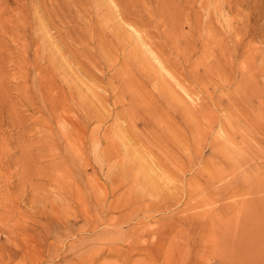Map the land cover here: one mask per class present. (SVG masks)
I'll list each match as a JSON object with an SVG mask.
<instances>
[{"label": "rangeland", "instance_id": "obj_1", "mask_svg": "<svg viewBox=\"0 0 264 264\" xmlns=\"http://www.w3.org/2000/svg\"><path fill=\"white\" fill-rule=\"evenodd\" d=\"M161 10L165 12L159 14ZM174 17L178 24L183 21L179 25L182 36L175 33L179 29L175 21L178 29L172 30ZM165 20L172 23L163 24ZM210 26H214V37ZM172 33L177 37L172 39ZM167 34L172 36L170 40L177 38L174 45ZM137 37L141 42L137 43ZM188 39L197 45L192 54L183 51ZM143 52H149L147 59L159 55L178 75L166 76L165 71L158 85L150 81L146 88L152 82L167 90V83L173 89L179 86L176 99L189 100L182 102L196 106L195 113L202 107L199 116L189 121L167 108L182 130L148 95L137 93L135 77L140 70L135 64L141 63ZM216 58L224 61L220 73L216 67L214 75L196 80L194 73H204L208 62L214 59L208 64L212 66ZM148 63L144 71L152 69L151 61ZM117 70L121 76L114 75ZM179 77L185 78L190 92L177 81ZM253 88L256 94H252ZM262 92L264 0H0V264H264ZM249 103L255 106L251 112L261 119L260 124L249 120L252 127L244 115L245 106L250 111ZM145 104L149 109L143 108ZM87 115L90 118L84 117ZM173 131L181 134V145L191 152L180 157L187 166L183 168L181 163L183 170L160 145L165 146L161 135L171 136ZM214 135L231 147L228 144L230 148L224 151L211 146ZM194 143L200 144L199 153L193 149ZM235 143H243L242 148ZM138 147L140 151H136ZM161 160L173 170L177 168V175L167 171V176H154L147 167ZM230 160L235 164L230 165ZM237 161L244 165L236 168ZM191 162L192 171H185ZM198 165L206 170L197 173Z\"/></svg>", "mask_w": 264, "mask_h": 264}, {"label": "bare ground", "instance_id": "obj_2", "mask_svg": "<svg viewBox=\"0 0 264 264\" xmlns=\"http://www.w3.org/2000/svg\"><path fill=\"white\" fill-rule=\"evenodd\" d=\"M124 1H127V0H124ZM163 1H166V0H163ZM129 2V1H128ZM124 3V2H123ZM133 3V2H132ZM167 3V2H166ZM129 4H130V2H129ZM168 4V3H167ZM166 4V5H167ZM213 4H215V2L213 3ZM127 6V5H126ZM132 6V5H131ZM161 6V5H160ZM124 7V6H123ZM166 7V6H165ZM165 7H164V9H165ZM54 8V7H53ZM132 8V7H131ZM161 8H163V6L161 7ZM160 8V9H161ZM219 8V7H218ZM56 9V8H55ZM220 9H221V7H220ZM223 9V8H222ZM221 9V10H222ZM50 10V9H49ZM123 10H125V8L123 9ZM167 10H168V7H167ZM216 10H218L217 8H216ZM51 11H53V10H51ZM137 11V10H136ZM164 11V10H163ZM162 10H161V12H159L158 11V13L160 14V13H162L163 12ZM165 12V11H164ZM169 12H171L170 10H169ZM138 13V12H137ZM137 13H135V14H137ZM163 14H165L164 16H166V13H163ZM138 15V14H137ZM168 15H169V13H168ZM175 15V14H174ZM44 16V15H43ZM43 16H39L38 15V17H43ZM116 16V15H115ZM160 16V15H159ZM164 16H163V18H164ZM135 17H137V16H135ZM167 17V16H166ZM169 17H170V15H169ZM117 18V17H116ZM115 18V19H116ZM119 18V17H118ZM161 18V17H160ZM163 18H161L162 20H163ZM177 18V17H176ZM138 19H140V18H138ZM137 19V20H138ZM167 19H169V18H167ZM182 19V18H181ZM41 21H42V18L40 19ZM157 20V19H156ZM161 20V21H162ZM215 20V19H214ZM170 20H168V21H164L163 22V24L165 23V22H169ZM171 21H173V27H172V30H176V29H178V28H175V26H174V24L176 23V25L179 23L177 20H175V17L174 18H172V20ZM170 21V22H171ZM174 21H175V23H174ZM180 21V20H179ZM116 22H117V20H116ZM208 22V21H207ZM215 22V21H214ZM123 23V22H122ZM122 23H120V21H119V24L121 25V27H122ZM142 23V22H141ZM172 23V22H171ZM182 23H183V21L182 22H180V24H178V27H179V25H182ZM200 23H202V22H200ZM199 23V24H200ZM209 23H212V22H209ZM208 23V24H209ZM159 24V23H158ZM157 24V25H158ZM162 24V25H163ZM199 24H198V26H199ZM203 24H205L206 25V23H203ZM113 25H114V23H113ZM170 25V24H169ZM197 25V24H196ZM205 25H204V27H205ZM161 26V25H160ZM217 26V25H216ZM215 26V27H216ZM117 27H119V29H120V26H117ZM164 27H167L168 28V24H167V26H164ZM169 27H171V26H169ZM181 27V26H180ZM179 27V29L178 30H176L177 32H175L176 33V35L177 34H179L180 33V30H181V28ZM197 26H195V28H196ZM200 27V26H199ZM199 27H198V30H199ZM211 27V26H210ZM210 27H208V29H209V31H210ZM161 28V27H160ZM160 28H158V29H160ZM202 28V27H201ZM212 29L211 30H213V28H214V26L213 27H211ZM114 30H116L115 29V27L113 28ZM122 29V28H121ZM163 29V28H162ZM124 30V29H123ZM127 30V29H126ZM132 30V29H131ZM138 30V29H137ZM169 30V29H168ZM170 30H171V28H170ZM169 30V31H170ZM174 30V31H175ZM182 30H183V28H182ZM196 30H197V28H196ZM215 30V29H214ZM214 30L211 32L212 33V35H213V33H214ZM218 30V29H217ZM112 31V30H111ZM119 31V30H118ZM160 31V30H159ZM164 31L165 32H167L165 29H164ZM163 30H162V32L160 31V33H163L164 32ZM100 32H101V30H100ZM106 32V31H105ZM115 32H117V31H115ZM120 32V31H119ZM132 32V31H131ZM183 32V31H182ZM181 32V33H182ZM199 32H201L200 30H199ZM203 32V31H202ZM202 32H201V34H202ZM104 33V32H103ZM102 33V34H103ZM112 33H113V31H112ZM137 33V32H136ZM139 33V32H138ZM168 33V32H167ZM174 33V32H173ZM173 33H172V36H173ZM100 34V33H99ZM144 34V33H143ZM183 34V33H182ZM182 34H179L180 36H182ZM101 35V34H100ZM99 35V36H100ZM116 35V34H115ZM118 35V34H117ZM117 35H116V37H117ZM126 35V34H125ZM125 35H123V36H125ZM130 35V34H129ZM134 35V34H133ZM162 35V37H163V34H161ZM175 35V34H174ZM179 35H177V36H179ZM102 36V35H101ZM113 36H114V34H113ZM127 36V35H126ZM125 36V37H126ZM137 36V35H136ZM165 36H166V34H165ZM167 36H169V40H170V38H172V36H170L169 34H167ZM177 36H173V38L172 39H174L175 37H177ZM186 36V35H185ZM215 35H213V37H214ZM104 37V36H103ZM122 37V36H121ZM129 38H131V36H128ZM205 37H208V36H205ZM123 38V37H122ZM121 38V39H122ZM129 38H127L126 40H128ZM146 38H148V37H146ZM164 38V37H163ZM179 38V37H178ZM210 38V37H209ZM103 38L101 37V40H102ZM110 39V38H109ZM114 39V38H113ZM120 39V38H119ZM150 39V38H149ZM187 39V38H186ZM192 39V38H191ZM194 39V38H193ZM192 39V40H193ZM204 39V38H203ZM206 39V38H205ZM214 40H218V39H216V38H213ZM212 39V40H213ZM105 41H103V43H105L106 42V39H104ZM126 40L124 41L125 43H126ZM141 40V38L140 37H137V43H138V41H140ZM152 40V39H151ZM162 40V39H161ZM176 40H177V38H176ZM176 40H170L169 42H170V44H173L174 45V43L176 42ZM178 40H180V39H178ZM189 40V39H188ZM209 40V39H208ZM211 40V39H210ZM99 41H100V39H99ZM120 41V40H119ZM129 41H131V40H129ZM164 41H166L165 39H164ZM171 41H173V42H171ZM175 41V42H174ZM194 41H195V39H194ZM219 41V40H218ZM117 42H118V40H117ZM121 42V41H120ZM123 42V41H122ZM141 42V41H140ZM139 42V43H140ZM178 42V41H177ZM205 41L203 40V43H204ZM213 42V41H212ZM215 42H217V41H215ZM52 43V42H51ZM55 43H56V41H55ZM54 43V44H55ZM99 43V42H98ZM147 43V42H146ZM166 43V42H165ZM168 43V42H167ZM209 43H211V41H209ZM225 43H226V40H225ZM53 44V45H54ZM169 44V43H168ZM177 44V43H176ZM205 44H208V43H205ZM51 45V44H50ZM152 45H154V44H152ZM172 45V46H173ZM186 45V44H185ZM200 45V44H199ZM119 46V45H118ZM137 46V45H136ZM139 47L141 46V45H138ZM143 46V45H142ZM177 46H178V44H177ZM177 46H175V48L174 49H178L177 48ZM203 46V45H202ZM206 46V45H205ZM205 46H204V48H205ZM208 46V45H207ZM206 46V47H207ZM210 46V45H209ZM212 46V45H211ZM221 46V45H220ZM225 46V45H224ZM171 47V46H170ZM174 47V46H173ZM136 48V47H135ZM142 48V47H141ZM149 48V47H148ZM199 48V47H198ZM234 48V47H233ZM253 48H256V47H253ZM134 49V48H133ZM144 49V48H143ZM142 49V50H143ZM157 49V48H156ZM184 49V50H183ZM182 50L185 52V54H187V53H189V54H192L193 52H196V50H197V45L194 43V42H192V41H188L187 42V45H186V49L185 48H183ZM202 49V48H201ZM231 49V48H230ZM180 50V49H179ZM218 50V49H217ZM132 51V50H131ZM138 51V50H137ZM140 51V50H139ZM181 51V50H180ZM183 51H182V53H183ZM208 51V50H207ZM227 51L229 52V50L227 49ZM227 51H225V53H227ZM176 52V51H175ZM210 51H208V54L210 55V53H209ZM212 52V51H211ZM219 52H222V51H219ZM231 52V51H230ZM249 52V51H248ZM114 53V52H113ZM139 52H137V54H138ZM142 53V52H141ZM149 53V52H148ZM147 52H143V54H145V56H144V58L143 57H141V59H140V62L141 63H139V64H135L136 66L138 65L139 66V68H136V69H139L140 71L139 72H137V75H136V77H135V81H136V83L138 84V90H140V92L139 91H137V93H142V94H144V95H148L149 97V99H150V101L152 102V103H154V105L156 106V107H158L159 109H164V111L165 112H163V113H168L167 111H168V109L169 108H173L176 112H177V114H179L184 120H187V121H189V120H191V118L190 117H195V118H197L198 116H199V113L200 112H198V111H200L201 109H202V107H199L197 104H195V105H197L199 108H198V111H197V113H195V110H197L196 108V106H194V105H191V104H186L185 102L183 103L182 101H186V102H188L189 100H183L182 99V101L181 100H178V99H176L175 98V94L177 93L178 95L180 94V92H179V90H177L178 92H175L176 91V89H178L179 88V86H178V88L176 87H174V89H173V85H172V83L174 84L175 82L173 81V82H169L168 80H170V78L172 77H170L168 80H163V81H168L169 83H170V85H172V86H169L168 85V83H167V86L168 87H170V89L169 90H167L166 88H164V86H162V87H160V86H154L155 85V83L156 82H158L156 85H158L160 82V79L161 78H163L164 79V74H166L165 73V71L168 73L166 76H168L169 75V73H172V75L174 76V77H176L177 78V74H175V72L173 71V70H171L170 69V64L167 62V64L164 62L165 60H162L160 57H159V55H157V56H154L153 54H151L150 56H149V59H147L146 58V55H149ZM178 53V52H177ZM180 53V52H179ZM182 53H181V55H182ZM155 54V53H154ZM219 54V53H218ZM230 54V53H229ZM228 54V55H229ZM116 55V54H115ZM175 55V54H174ZM183 55H184V53H183ZM208 55V56H209ZM214 55V54H213ZM216 55V54H215ZM222 55V54H221ZM226 55V54H225ZM224 55V56H225ZM137 56V55H136ZM219 56V55H218ZM230 56V55H229ZM229 56H227V57H229ZM111 57H113V56H111ZM139 57V56H138ZM138 57H136L135 59H137ZM148 57V56H147ZM184 57V56H183ZM187 58H188V56H186ZM221 57V56H220ZM226 57V56H225ZM226 57V59H228ZM251 57H252V55H251ZM256 57V56H255ZM173 58H174V56H173ZM224 58V57H223ZM247 58V57H246ZM260 58V57H259ZM113 59H114V57H113ZM124 59V58H123ZM132 59V58H131ZM130 59V60H131ZM139 59V58H138ZM164 59H166V57L164 58ZM177 59V58H176ZM185 59V58H184ZM189 59V58H188ZM187 59V60H188ZM226 59H224L225 61H226ZM125 60V59H124ZM128 60V59H127ZM186 60V59H185ZM191 60V59H190ZM213 61H214V59H212ZM212 60H211V62H208V64H210V63H212ZM254 60V59H253ZM119 61V60H118ZM129 61V60H128ZM133 61V60H132ZM131 61V62H132ZM137 61V60H136ZM139 61V60H138ZM148 61H151V66H152V69L150 68L149 70H146V71H144L143 69H144V67H146L145 65H149V63H148ZM175 61H177V60H175ZM181 61V60H180ZM182 61H183V59H182ZM112 62V61H111ZM114 62H115V60H114ZM113 62V63H114ZM134 62V61H133ZM172 62H174V59L172 60ZM189 62V61H188ZM224 62V61H223ZM223 62H220V60H218V58H216V62L212 65V66H210V65H206V69H205V72L204 73H200V71L199 70H197L196 71V73H194L193 71H192V73H194L195 74V79L196 80H198V78H200V79H202V77H204L205 78V76H209V75H211V74H213L215 71H217V70H215L214 68H218V72H219V70H220V67L222 66H224L223 64ZM229 62V61H228ZM125 63V62H124ZM135 63V62H134ZM138 63V62H137ZM184 63H186V62H183L182 64L184 65ZM231 63V62H230ZM115 64V63H114ZM169 64V65H168ZM188 64V63H187ZM119 65V64H118ZM126 65V64H125ZM135 65L134 66H132V67H135ZM175 65V64H174ZM179 65V64H178ZM263 65V64H262ZM120 66H122V65H120ZM190 66V65H189ZM195 66V65H194ZM235 66V65H234ZM233 66V67H234ZM126 67V66H125ZM149 67V66H148ZM177 67V66H176ZM179 67V66H178ZM232 67V68H233ZM247 67H249V66H247ZM129 68V65H127V69ZM147 68V67H146ZM231 68V69H232ZM259 68V67H258ZM257 68V69H258ZM119 69V68H118ZM125 69V68H124ZM126 69V70H127ZM134 69V68H133ZM197 69V68H196ZM215 71H214V70ZM222 69V68H221ZM234 69V68H233ZM123 70V69H122ZM130 70H132V69H130ZM130 70L128 69V71L130 72ZM188 70H190V69H188ZM194 70H195V68H194ZM234 70H236V69H234ZM246 70V69H245ZM138 71V70H137ZM182 71V70H181ZM221 71V70H220ZM260 71V70H259ZM119 72L118 70L117 71H115V74L114 75H118L117 73ZM123 72H124V70H123ZM135 72V71H134ZM133 72V73H134ZM231 72L232 71H230V72H228L230 75H232L231 74ZM234 72V71H233ZM247 72H248V70H246V76H248L247 75ZM251 72V71H250ZM256 72H258V71H256ZM94 73V72H93ZM120 73H121V71H120ZM126 73V72H125ZM131 73V72H130ZM189 73H191V72H189ZM220 73V72H219ZM218 73V74H219ZM258 73H260V72H258ZM127 75L129 74V73H126ZM132 74V73H131ZM182 74L184 75V77H185V74L182 72ZM188 74V73H187ZM222 74V73H221ZM221 74L219 75V77L221 78V79H223L222 77H221ZM113 75V76H114ZM214 75V74H213ZM225 75V74H224ZM223 75V76H224ZM233 75H234V73H233ZM112 76V75H111ZM112 76V77H113ZM118 76H121L120 74L118 75ZM117 76V77H118ZM122 76H124V75H122ZM131 76H134V75H131ZM190 76V75H189ZM228 76V78L230 79V78H232V77H230L229 75H227ZM243 77L245 76V74H243L242 75ZM251 76V75H250ZM130 77V76H129ZM173 77V78H174ZM192 77H193V75H192ZM123 78H125V77H123ZM128 78V77H127ZM127 78H125L126 80H129V79H127ZM203 78V79H204ZM228 78L226 79L225 77H224V79H226V80H228ZM110 79H112V78H110ZM200 79H199V81H200ZM241 79V78H240ZM240 79H239V81H240ZM243 79V78H242ZM246 79H248V77H246ZM52 79H50L49 81H51ZM102 80V79H101ZM124 80V79H123ZM174 80V79H173ZM190 80H191V77H190ZM225 80V81H226ZM244 80H245V78H244ZM260 80V79H259ZM46 81H48V79L46 80ZM150 81H155L152 85L154 86V87H152L151 86V84L149 85V86H151L150 87V89L151 88H155L156 87V89L157 90H153V89H151V91H150V89H148V87L146 88L145 87V84L147 83L148 84V82H150ZM170 81H172V79L170 80ZM177 81H179V83H180V85L182 86V87H184V89L186 90H188V92H190L189 91V85H187V83H186V80H185V78H181V77H179V79L177 80ZM224 81V80H223ZM230 81V80H229ZM228 81V82H229ZM237 82L238 84L241 82ZM243 81V80H242ZM250 81V80H249ZM256 81H258V80H256ZM53 82V81H52ZM128 82H130V80L128 81ZM191 82H193V80L191 81ZM246 82V81H245ZM245 82H243V83H245ZM45 83V88L47 87V82H44ZM124 83H126V82H124ZM242 83V84H243ZM49 84V83H48ZM55 84V83H54ZM131 84V83H130ZM132 84H134V82L132 81ZM176 84H178V83H176ZM175 84V85H176ZM246 84V83H245ZM244 84V85H245ZM250 84V83H249ZM51 85V84H50ZM174 85V86H175ZM240 85H241V83H240ZM240 85H239V87H240ZM254 85V84H253ZM53 86V85H52ZM125 86V85H124ZM133 86V85H132ZM131 86V87H132ZM193 86H194V84H193ZM249 86V85H248ZM247 86V87H248ZM56 87V86H55ZM97 87V86H96ZM105 87H107V86H105ZM123 87V86H122ZM129 87V86H128ZM128 87H127V83H126V87L125 88H127L128 89ZM167 87V88H168ZM190 88H192V86L190 87ZM251 88V87H250ZM257 88H259V87H257ZM111 89H113V88H111ZM122 89H124V88H122ZM126 89V90H127ZM133 89V88H132ZM131 89V90H132ZM134 89H135V92H133V93H136V90H137V87L135 88V84H134ZM173 91H172V90ZM196 89V88H195ZM195 89H193V90H195ZM237 89V88H236ZM242 89H243V87H242ZM241 89V90H242ZM244 89H246V88H244ZM243 89V90H244ZM247 89H249V87L247 88ZM255 88H253V93L252 94H256L257 93V89H255ZM262 89V88H261ZM186 90V91H187ZM237 90H239V89H237ZM241 90H239V91H241ZM121 91V90H120ZM130 91V90H129ZM134 91V90H133ZM181 91V90H180ZM97 93H98V91H96ZM115 92V91H114ZM122 92V91H121ZM234 92V91H233ZM242 92H244V91H242ZM250 92V91H249ZM103 93V92H102ZM105 93V92H104ZM108 93V92H107ZM123 93H125V92H123ZM127 93V92H126ZM185 93V92H184ZM244 93H246V92H244ZM114 94V93H113ZM121 94V93H120ZM128 94V93H127ZM191 94H193V93H191ZM232 94V93H231ZM234 95L236 94V93H233ZM262 94H263V92H262ZM95 95V94H94ZM98 96H100V94L98 93L97 94ZM104 95V94H103ZM131 95V94H130ZM133 95V94H132ZM138 95H140V94H138ZM137 94H136V96H138ZM187 95V94H186ZM251 95V94H250ZM264 95V94H263ZM96 96V95H95ZM97 96V97H98ZM135 96V97H136ZM193 96V95H192ZM238 96V95H237ZM119 97V96H118ZM121 98H122V96H120ZM186 97V96H185ZM242 97V96H241ZM257 97V96H256ZM132 98V97H131ZM138 98H142V96L141 97H139L138 96ZM138 98L136 99V100H138ZM181 98H182V96H181ZM194 98V97H193ZM243 98V97H242ZM97 99H99V97L97 98ZM134 97H133V100H131L132 101V103H134L133 101H134ZM195 99V98H194ZM237 99L238 100H240V101H242L241 100V98L239 99V97H237ZM253 99V98H252ZM262 99V98H261ZM119 100H120V98H119ZM141 101V100H140ZM139 101V102H140ZM144 101V100H143ZM193 101V100H192ZM198 101V100H197ZM203 101H206V100H203ZM245 101H246V99H245ZM253 101V100H252ZM99 102H101L100 100H99ZM136 102V101H135ZM138 101L136 102L137 104L139 103ZM145 102H147V101H144V103ZM156 102V103H155ZM198 102H200V101H198ZM197 102V103H198ZM233 102H234V100H233ZM248 102V101H247ZM106 103V102H105ZM104 103V104H105ZM140 103H142V102H140ZM144 103H142V104H144ZM147 103H149V102H147ZM239 103V102H238ZM237 103V104H238ZM261 103H263V102H261ZM99 104V103H98ZM102 104V103H101ZM104 104H102V106L104 105ZM108 104V103H107ZM106 104V105H107ZM200 104V103H199ZM203 104V103H202ZM201 104V105H202ZM207 104V103H206ZM240 104V103H239ZM245 104V103H244ZM248 104V103H247ZM250 104V103H249ZM100 105V104H99ZM132 105V104H131ZM134 105H136L135 103H134ZM200 105V106H201ZM242 105V104H241ZM101 106V105H100ZM133 106V105H132ZM143 106V105H142ZM150 106V105H149ZM151 106H152V104H151ZM236 106H238V105H236ZM236 106H235V108H236ZM245 106V105H244ZM254 106V105H253ZM252 106V104H250V111H249V105H247V106H245V108H246V112H244V115H246V121L248 122V124L250 123L249 122V120L251 121V123H252V121H254L255 123H258L259 122V124L261 123L260 121H261V119L259 118V116H258V113H252L251 111H253V107ZM262 105H260V107H259V109L260 108H263V107H261ZM144 107H148V105L147 104H145V106H143V108ZM204 107V106H203ZM239 107V106H238ZM241 107V106H240ZM255 107V106H254ZM256 107H257V105H256ZM129 108H130V105H129ZM168 108V109H167ZM230 108H232V105H231V107ZM242 108H243V106H242ZM242 108H241V110H242ZM245 108H243V109H245ZM147 109V108H146ZM148 109H149V107H148ZM204 109V108H203ZM233 109V108H232ZM240 109V108H239ZM255 109V108H254ZM154 110H155V108H154ZM171 111H172V109H170ZM174 110H173V112H174ZM237 110V109H236ZM150 111V110H149ZM202 111V110H201ZM238 111V110H237ZM102 112V111H101ZM153 112V111H152ZM209 112V111H208ZM147 113H150V112H148L147 111ZM171 112H169L166 116H168V117H170L169 116V114H170ZM204 113H206V115H208V113L207 112H204ZM87 114V112L85 113V115ZM88 114L90 115V113L88 112ZM92 114V113H91ZM98 114V113H97ZM117 114V113H116ZM154 114V113H153ZM152 114V115H153ZM203 114V113H202ZM239 114H240V112H239ZM89 115H87V116H84V117H89ZM94 115H96V114H94ZM100 115V114H99ZM146 115V114H145ZM157 115V114H156ZM156 115H154V116H156ZM174 115V114H173ZM176 115V114H175ZM174 115V116H175ZM241 115V114H240ZM101 116V115H100ZM139 116V115H138ZM141 116V115H140ZM140 116L138 117V118H140ZM154 116H152L153 117V119H154ZM211 116V115H210ZM242 116V115H241ZM99 117V116H98ZM116 117H119L118 115L116 116ZM151 117V116H150ZM151 117V118H152ZM162 117V116H161ZM161 117H156V119L157 118H160L161 119ZM173 117V116H172ZM172 117H170V118H172ZM90 118V117H89ZM96 118H97V116H96ZM100 118V117H99ZM98 118V119H99ZM143 118H146V117H143ZM175 120L177 119V117L175 118V117H173ZM170 119V121H172V120H174V119ZM195 118H193V119H195ZM243 118H245V117H243ZM84 119V118H83ZM83 119H81L80 118V120H83ZM85 119H87V118H85ZM118 119H120V118H118ZM134 119V118H133ZM137 119V118H136ZM135 119V121H137ZM169 119V118H168ZM242 119V118H241ZM88 120V119H87ZM157 120H159V119H157ZM174 120V121H175ZM196 120V119H195ZM155 121V120H154ZM181 121V120H180ZM200 121V120H199ZM243 121H245V120H243ZM72 122V121H71ZM70 122V123H71ZM77 122V121H76ZM123 122H124V120H123ZM130 122H131V119H130ZM134 122V121H133ZM168 122V121H167ZM173 122V121H172ZM178 122H179V120H178ZM183 122V121H182ZM194 122V121H193ZM254 122H253V124H254ZM73 123H74V121H73ZM72 123V124H73ZM79 123V122H78ZM83 123V122H82ZM127 123V122H126ZM129 123V122H128ZM165 123H166V121H165ZM175 123H176V121H175ZM251 123H250V125H251ZM76 124V123H75ZM80 124V123H79ZM87 124V123H86ZM120 124H121V122H120ZM124 124V123H123ZM122 124V125H123ZM168 124H172V123H168ZM176 124H178L179 125V128L181 129V127H180V123H176ZM229 124V123H228ZM232 124V123H231ZM258 124V125H259ZM126 125H128V124H126ZM70 126H71V124H70ZM74 126V125H73ZM76 126V125H75ZM72 127V126H71ZM71 127H70V129H71ZM77 127V126H76ZM81 127V126H80ZM125 127V126H124ZM124 127H122V128H124ZM135 127V126H134ZM169 127V126H168ZM172 127V126H171ZM176 127H178V126H176ZM197 127V126H196ZM198 127H199V124H198ZM197 127V128H198ZM232 127H234V126H232ZM251 127H252V125H251ZM256 127V126H255ZM73 128V127H72ZM86 128V127H85ZM127 128V127H126ZM199 128H201V127H199ZM229 128V127H228ZM253 128H254V126H253ZM259 128H260V126H259ZM107 129H108V127H107ZM109 129H110V127H109ZM129 129V128H128ZM183 129V128H182ZM181 129V130H182ZM225 129V128H224ZM258 129V128H257ZM257 129H255V130H257ZM262 129V128H261ZM65 130V129H64ZM66 130H67V128H66ZM72 130V129H71ZM71 130H69V131H71ZM127 130V129H126ZM165 130H167L168 131V129H166L165 128ZM172 130V129H171ZM191 130V132H194L193 130H192V128L190 129ZM189 130V131H190ZM200 130H202V129H199V131ZM254 130V129H253ZM73 131V130H72ZM79 131V130H78ZM100 131V130H99ZM99 131H96L97 133L99 132ZM133 131H135L134 129H133ZM176 131V130H175ZM224 131V130H223ZM233 131L235 132V130L233 129L232 130V134L233 135H235L236 134V132H235V134L233 133ZM260 132V129H258L257 130V132ZM264 131V130H263ZM136 132V131H135ZM138 132V131H137ZM137 132H136V134H137ZM168 132H170V129H169V131ZM203 132V131H202ZM227 132V131H226ZM231 132V131H230ZM237 132H241L240 130L239 131H237ZM243 132V131H242ZM241 132V134L242 135H246V134H244V133H242ZM82 133V132H81ZM109 133V132H108ZM147 133V132H146ZM149 133V132H148ZM174 133V131L172 132V134ZM197 133V132H196ZM207 132H205V134H206ZM220 133V132H219ZM223 133V132H222ZM69 134V133H68ZM101 134V133H100ZM99 133L97 134V135H100ZM167 136H163V135H161V139H165V140H163L164 141V143H165V146L164 145H162L161 143H160V145H161V148H164L163 150L165 151V154H166V156H169V157H171V160H173V163L175 164V166H177L178 167V169H181V160H180V157L182 156V154L184 153V152H186V149H184L183 148V146L181 145V142H180V139H179V137H182L181 136V134H179L178 132H175L174 133V135L172 136V134H171V136L170 135H168L167 133H165ZM204 134V135H205ZM257 134V133H256ZM260 134V133H259ZM82 135V134H81ZM80 135V136H81ZM103 135H105V134H103ZM102 135V136H103ZM142 135H144L143 133H141V137L143 138V136ZM157 136H159L160 137V135L159 134H156ZM193 135V134H192ZM216 136H217V134H215ZM214 135V136H215ZM219 135V134H218ZM222 135V134H221ZM227 135V134H226ZM228 135H229V133H228ZM240 135V134H239ZM252 135V134H251ZM255 135V134H254ZM264 135V134H263ZM110 136H111V134H110ZM109 135H108V137H110ZM152 136V135H151ZM156 136V137H157ZM195 136H196V134H195ZM202 136V135H201ZM206 136V135H205ZM216 136H215V138H216ZM224 136V135H223ZM69 137H70V134H69ZM79 137V136H78ZM98 137V136H97ZM107 137V138H108ZM139 137H140V135L138 136V140H139ZM144 137L145 138H147L148 139V137H146V135H144ZM188 137V136H187ZM189 137H190V135H189ZM200 137V136H199ZM204 137V136H203ZM217 137H220V135L219 136H217ZM228 137V136H227ZM226 137V138H227ZM230 137H231V135H230ZM233 137H235V136H233ZM243 137V136H242ZM244 137H246V136H244ZM248 137V136H247ZM246 137V138H247ZM257 137H258V134H257ZM71 138V137H70ZM99 138H100V136H99ZM104 138V137H103ZM102 138V139H103ZM205 138V137H204ZM225 137H224V139H226ZM229 138V137H228ZM241 138V137H240ZM80 139V138H79ZM136 139V140H137ZM144 139V138H143ZM154 140L156 139V138H153ZM152 139V140H153ZM159 139V138H158ZM158 139H156V140H158ZM233 138L231 137V139H229V140H232ZM249 139V137L247 138V139H243V140H246V142H247V140ZM253 139H254V136H253ZM260 139V138H259ZM107 140V139H106ZM137 140V141H138ZM202 140V139H201ZM211 140V139H210ZM209 139H208V141H210ZM222 141V139H213V141H211V146H213V147H220V148H222L224 151H226V149H228V148H230L231 147V144H229V143H226V142H224L225 140H223V143H221V141ZM234 140V139H233ZM233 140L232 141H230V142H233ZM237 140V139H236ZM240 140H242V139H239V141ZM255 140H258V139H255ZM136 141V142H137ZM146 141V140H145ZM144 141V142H145ZM162 141V142H163ZM250 140H248V142H249ZM264 140H262V142H263ZM112 142V141H111ZM142 142V141H141ZM148 142V144L150 143L149 141H147ZM159 142V141H158ZM199 142H201V141H199ZM203 142V141H202ZM206 142V141H205ZM238 142V141H237ZM258 142H260V141H258ZM105 143V142H104ZM143 143V142H142ZM249 143H251V142H249ZM113 144V143H112ZM111 144V145H112ZM151 144V143H150ZM149 144V145H150ZM155 144V143H154ZM187 144H191V143H187ZM207 144V143H206ZM230 145V147H229V145ZM235 144H237V143H235ZM240 144V143H239ZM239 144H237L238 146H239ZM243 144V143H242ZM241 144V145H242ZM252 144V143H251ZM254 144V143H253ZM264 144V143H263ZM144 145V144H143ZM186 145V144H185ZM184 145V147H186ZM218 145H220V146H218ZM240 145V146H241ZM255 145V144H254ZM146 146V145H145ZM151 146V145H150ZM190 146V145H189ZM211 146H209V147H211ZM238 146H235L236 148L238 147ZM239 146V148L241 149L242 147H240ZM248 146V145H247ZM253 146V145H252ZM135 147V146H134ZM147 147V146H146ZM202 147V146H201ZM234 147V146H233ZM255 147V146H254ZM262 147H264V146H262ZM190 148H191V146H190ZM207 148V147H206ZM118 149V148H117ZM193 149H195L196 150V152H198L199 153V149H202V148H200V144L199 143H194L193 144ZM221 149V150H222ZM118 150H120V149H118ZM188 150H189V148H188ZM136 151H140L139 150V147H138V150H136ZM162 151V150H161ZM214 151V150H213ZM217 150L215 149V152H216ZM219 151V150H218ZM239 151V150H238ZM241 151V150H240ZM115 152H117V151H115ZM120 152V151H119ZM189 151H187L186 153H188ZM121 153V152H120ZM190 154H191V152H189ZM193 153V152H192ZM220 153V152H219ZM218 153V154H219ZM227 153V152H226ZM229 153V152H228ZM259 153V152H258ZM117 154V153H116ZM154 154V153H153ZM163 154H164V152H163ZM201 154V153H200ZM217 154V155H218ZM237 154V153H236ZM238 154H240V153H238ZM256 154H257V152H256ZM262 154V153H261ZM120 155V154H119ZM155 155V154H154ZM194 155V154H193ZM192 155V156H193ZM212 155V154H211ZM211 155H207V156H211ZM259 155H260V153H259ZM104 156V155H103ZM116 156V155H115ZM115 156H113V158L115 157ZM158 156V155H157ZM185 156H188V155H186L185 154ZM203 156V155H202ZM205 156V155H204ZM204 156H203V158H204ZM206 156V157H207ZM218 156H220V155H218ZM223 156V155H222ZM221 156V157H222ZM237 156V155H236ZM235 156V157H236ZM118 157V156H117ZM120 157V156H119ZM161 157V156H160ZM159 157V158H160ZM164 157V156H163ZM190 157V156H189ZM201 157V156H200ZM212 157V156H211ZM210 157V158H211ZM213 157H214V155H213ZM216 157V156H215ZM232 157V156H231ZM262 157V156H261ZM110 158V157H109ZM167 158V157H166ZM182 158V157H181ZM193 158V157H192ZM223 158V157H222ZM115 159V158H114ZM154 160H155V158H153ZM161 159V158H160ZM217 159V158H216ZM235 159V158H234ZM260 159V158H259ZM107 160V159H106ZM109 160H111V159H109ZM188 160V159H187ZM196 160V159H195ZM209 160H211V159H209ZM208 160V161H209ZM214 160H215V158H214ZM233 160V159H232ZM241 160V159H240ZM159 161V160H158ZM207 161V162H208ZM223 161V160H222ZM231 161V160H230ZM235 161V160H234ZM243 161V160H242ZM241 161V162H242ZM134 162V161H133ZM160 162H162L163 163V165L160 163ZM159 163L161 164H159L158 162H156L157 164L155 165V163H154V165H152L151 167L149 166V167H147V168H149V170H151V172L152 173H154L153 175L155 176V175H157L156 177H158V176H162V175H164L165 176V174H166V176L168 175L167 174V171L169 172V171H175V170H178L177 168H175V170H173L171 167H168V166H166V165H164L165 164V162L164 161H160ZM167 162V161H166ZM172 162V161H171ZM180 162V163H179ZM207 162H204V163H207ZM227 162H229V161H227ZM232 163L230 164V165H232L233 163L235 164V162H233V161H231ZM238 162H240V161H237L236 162V168H239L238 166H237V164H238ZM137 163V162H136ZM168 163V162H167ZM213 164V163H212ZM211 164V165H212ZM233 164V165H234ZM240 164V166H241V164H243V163H239ZM238 164V165H239ZM135 165V164H134ZM133 165V166H134ZM148 165H150L149 163H148ZM182 165H184V163H182ZM226 165H227V167H228V164L226 163ZM244 165V164H243ZM146 166H147V164H146ZM130 167V166H129ZM140 167V166H139ZM143 167V166H142ZM173 167V166H172ZM184 167H187L186 165H184L183 166V168ZM200 167V165H198V168ZM203 167H205V166H203ZM231 167V166H230ZM235 167V166H234ZM242 167V166H241ZM124 168V167H123ZM131 168V167H130ZM195 168V167H194ZM197 168V169H198ZM201 168H202V166H201ZM201 168H199V170H197L196 169V172L198 173V171H200V172H202V171H204V170H206V168H204V169H202V170H200ZM229 168V167H228ZM191 169V171H192V169H193V166H192V162L189 164V168H187L185 171H187V170H190ZM210 169V168H209ZM208 169V170H209ZM231 169H233V168H231ZM134 170V169H133ZM132 170V171H133ZM137 170H138V168H137ZM148 170V171H149ZM181 170H183V169H181ZM234 170H236V169H233L232 171H234ZM125 171H126V168H125ZM130 172V171H129ZM128 172V173H129ZM140 172V171H139ZM142 172V171H141ZM166 172V173H165ZM176 172V171H175ZM234 172H236V171H234ZM233 172V173H234ZM240 172V171H239ZM132 173V172H131ZM149 173V172H148ZM177 173H178V171L175 173L176 175H177ZM183 173H185V172H182V173H180V175H182ZM241 173V172H240ZM126 174V173H125ZM135 174V173H134ZM194 174V173H193ZM243 174V173H242ZM179 175V174H178ZM128 176V175H127ZM235 176V175H234ZM233 179V178H232ZM235 179V178H234ZM236 180V179H235ZM232 184H234V183H232ZM169 186V185H168ZM231 186V185H230ZM230 186H229V188H230ZM220 190H221V187H220ZM219 189H218V191H220ZM227 191V190H226ZM215 192H217V191H215ZM221 192V191H220ZM223 192V191H222ZM221 192V193H222ZM213 193V192H212ZM220 193V194H221ZM215 194V193H214ZM217 194V193H216ZM224 194V193H223ZM222 194V195H223ZM212 196H213V194H211ZM218 195V194H217ZM221 195V196H222ZM230 195V194H229ZM232 195V194H231ZM214 198H216V196H213ZM224 199V198H223ZM261 199V198H260ZM263 199V198H262ZM214 200V199H213ZM216 201H218V199H216ZM215 201V202H216ZM231 203H234V202H231ZM220 205V204H219ZM232 205V204H231ZM230 204H229V206H231ZM194 219V218H193ZM163 257V256H162ZM154 258H157V257H154ZM159 259V258H158ZM164 259V258H163ZM167 259V258H166ZM221 261V260H220ZM154 262V261H153ZM161 262H162V259H161ZM163 262H164V260H163ZM168 262V261H167ZM146 263V262H145ZM160 263V262H159ZM133 264H135V262L133 263ZM136 264H137V262H136ZM147 264H150V263H148L147 262ZM161 264V263H160Z\"/></svg>", "mask_w": 264, "mask_h": 264}]
</instances>
